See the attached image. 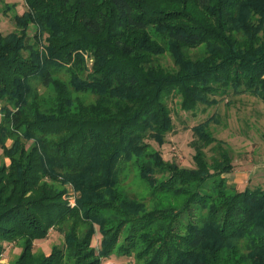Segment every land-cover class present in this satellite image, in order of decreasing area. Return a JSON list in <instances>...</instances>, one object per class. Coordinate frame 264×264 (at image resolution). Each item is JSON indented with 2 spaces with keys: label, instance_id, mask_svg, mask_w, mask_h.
I'll return each mask as SVG.
<instances>
[{
  "label": "trees",
  "instance_id": "obj_1",
  "mask_svg": "<svg viewBox=\"0 0 264 264\" xmlns=\"http://www.w3.org/2000/svg\"><path fill=\"white\" fill-rule=\"evenodd\" d=\"M25 4L14 29L0 32V258L13 242L21 248L13 264H101L111 255L264 264V188L228 182L231 157L210 126L219 117L192 126L193 166L147 141L162 145L173 129L172 101L190 112L226 94L264 104V0ZM130 166L151 203L122 185ZM52 229L62 240L34 251Z\"/></svg>",
  "mask_w": 264,
  "mask_h": 264
},
{
  "label": "rangeland",
  "instance_id": "obj_2",
  "mask_svg": "<svg viewBox=\"0 0 264 264\" xmlns=\"http://www.w3.org/2000/svg\"><path fill=\"white\" fill-rule=\"evenodd\" d=\"M26 9L25 0H0V32L7 33L14 29L13 15L21 14ZM30 29L29 34H32ZM166 65H171L168 55L160 59ZM43 96L50 92L48 87H40ZM222 97V98H221ZM221 100L217 105L204 108L198 106L194 112L183 111L174 101L170 103L172 108L173 129L166 134L162 145L148 139L150 145L158 149L163 158L177 162L182 166H193L194 148L191 141L194 138L192 126L204 120L211 114L219 117V122L211 123V129L215 137L221 140L229 151L233 170L225 174L230 184H234L239 190L245 187L261 186L264 188V104L260 99L249 94H226L219 96ZM205 109V110H204ZM9 144L10 141L8 140ZM208 154L213 151L206 148ZM0 149V160H1ZM7 162V159H5ZM121 183L125 189L138 199L151 203L149 198L150 187L140 178L135 166L127 167L121 175ZM72 194V190L70 189ZM70 196V203L73 198ZM62 235L56 230H50L44 239L34 241V251L49 252L51 246L59 243ZM100 235L96 233L92 239V245L98 247ZM19 244L5 242L4 250L0 258V264H13L14 258L19 254ZM132 264V257H116L111 255L102 258L101 264Z\"/></svg>",
  "mask_w": 264,
  "mask_h": 264
}]
</instances>
